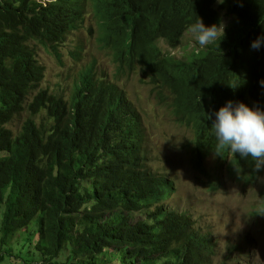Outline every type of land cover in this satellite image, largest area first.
Returning a JSON list of instances; mask_svg holds the SVG:
<instances>
[{
	"label": "trees",
	"instance_id": "obj_1",
	"mask_svg": "<svg viewBox=\"0 0 264 264\" xmlns=\"http://www.w3.org/2000/svg\"><path fill=\"white\" fill-rule=\"evenodd\" d=\"M47 1L53 3L46 8L0 1V264H191L186 226L161 203L169 185L141 170L140 123L119 140L111 133L131 122L98 90L76 94L71 104L36 94L44 79L36 51L55 53L58 38L83 24L68 22L63 6L85 0ZM90 1L105 31L102 46L121 57L148 53L165 68L171 111L196 133L198 145L215 149L212 126L228 101L238 104L247 92L264 101V50L252 55L247 44L252 30L264 35V0ZM221 12L232 21L210 53L163 57L160 40L175 48L191 24L201 19L210 27ZM23 110L29 118L14 134L6 126ZM254 165L236 157L228 167L249 183L259 173ZM262 210L264 203L254 214Z\"/></svg>",
	"mask_w": 264,
	"mask_h": 264
},
{
	"label": "clouds",
	"instance_id": "obj_2",
	"mask_svg": "<svg viewBox=\"0 0 264 264\" xmlns=\"http://www.w3.org/2000/svg\"><path fill=\"white\" fill-rule=\"evenodd\" d=\"M3 1L16 2L18 0ZM29 1L34 2L35 4L40 5L43 8H46L47 5L53 3V1L47 0ZM217 2L222 4L224 3V0H217ZM93 4L94 3L92 1L85 0L82 6L70 5L71 9L69 6H63V8L65 9L63 16L67 17L68 22L78 23V21L81 20L84 24L85 17L89 13V8L92 7ZM90 10L93 17L98 21V26L102 36L105 31L102 29L98 18L95 16L94 10ZM220 20L221 21L214 20L212 26L206 27L203 21L199 19L196 23L191 24L183 32L181 43L175 48L169 46L165 42V40H160L158 42V45L164 54L163 57L170 55L176 60L182 61L189 60L193 53L199 54L202 51L205 53H210L212 51L211 46L213 45V43L218 42L224 36H226V30L230 27V23L232 21L231 16L225 15L223 12H221L220 14ZM83 24L80 28L70 31L65 38H58L57 45H55L57 50L55 53L52 54L51 51H47L56 59L57 62H60V49L65 46L70 36L80 32L83 29ZM188 33L192 34L195 37V40L202 48L193 49L186 56L177 59L172 52L182 46L183 39ZM248 36V51H250L252 55L260 54L264 50V35L256 33L252 30V32L249 33ZM163 45L168 50L162 48ZM102 47L111 56L113 65L115 67V74L113 76L98 77L101 80H97L94 66H91L90 68L86 69L85 72L79 73L78 78L72 81V87H69L67 88V90H65L67 96L62 94L59 90H57L56 92H49V89L42 87L45 80V69L37 58L38 62L44 69V79L40 83L36 94L38 92H44L50 96L60 98L64 102L71 104L73 101V97L76 94L84 93L87 90H89L90 92L93 90H98L104 99L108 101L114 100L115 104L121 111L122 119L129 118L128 121L131 122L130 126L121 128L116 127V132L114 131L113 133H111L119 140L122 137V132L124 134H127L130 131L135 130V126L132 125V123H140L141 133L144 138L142 151H140V155L138 157V159L141 161V170L142 172H144L147 168L151 169L160 180H163L169 185L170 194L166 195L164 201H162L161 203L163 206H166L167 210L172 211L179 218H181L183 227L186 226L184 228V234H188V236L190 237L188 239L184 235L183 239L188 243L190 255L194 256L191 260V264H264V261L258 262L251 260L250 253L253 250V246L247 241L244 242L243 239L233 237V233L224 232L220 235H217L212 230H209L208 228L204 229L202 226L198 225L191 214L186 212H177L174 209L168 207V204L166 202H168L173 197V194L176 191L175 178L170 173L161 172L160 170L153 167L152 162L155 157L154 149H149L148 134L145 128V124L140 117V114L143 112V110H140L134 103L131 102L127 91L122 86L123 76H134L137 75V73H142V77H144V79H148V83L152 87L151 96L154 98L155 102L160 106L166 107L171 113L173 119L177 122V117L171 111L174 94H172L167 88L164 87V84L169 82L166 70L163 66L159 65L158 62L153 60L148 53L140 52L134 58L121 57L112 49L110 50L106 46ZM207 60L209 62V67L214 71H218L216 65L212 62V60ZM256 80L258 81V79ZM260 83L262 86H264V80H262ZM236 101L238 102V104H233L232 101H228L227 104L221 107L216 113V120L212 126L214 143L217 142V146L215 147V149H209L211 146L208 145H198L196 133H194L191 128H187L184 125H181L180 122H177V124H179L181 127L186 128L192 133V163L194 167L201 173L203 172L204 168L203 161L210 154H215L217 156V159L221 161L222 165L227 167L229 173L230 171L228 165L233 160V158L236 157H240L241 159H246L249 157L252 158V160L255 162V170L259 171L258 174H261V172L264 170V101H262L260 99V96H258L256 93L254 95H249V92H247L246 98H244L243 96L236 97ZM29 102L30 100L28 101V103ZM24 108H27L26 104L24 105ZM22 114H25L26 118L20 124L16 133H20L24 122L29 118L27 111L23 110V112L15 119L19 118ZM135 119L137 120L135 121ZM114 122H118V120L115 119L113 123ZM198 164L201 166H198ZM234 179L238 180L236 183L244 182L236 178ZM255 180H253L252 182H254ZM263 203L264 197L258 209L253 210L250 215L252 219L261 217L264 223V213L259 215L254 214V212H260ZM157 206L158 205H156L155 207ZM155 207L152 208V210L155 209ZM252 214L256 216H252ZM200 244L202 245V247H200Z\"/></svg>",
	"mask_w": 264,
	"mask_h": 264
},
{
	"label": "rangeland",
	"instance_id": "obj_3",
	"mask_svg": "<svg viewBox=\"0 0 264 264\" xmlns=\"http://www.w3.org/2000/svg\"><path fill=\"white\" fill-rule=\"evenodd\" d=\"M90 9L93 7L89 8L83 29L70 36L65 46L60 49V62L44 50L36 51V57L45 69L42 87L49 89V92L59 90L67 96L65 90L72 87V81L91 66H94L97 80H101L98 77H111L115 74L111 56L100 44L98 21ZM162 48L168 50L164 45ZM197 48L202 47L188 33L182 46L172 53L180 59ZM122 86L131 102L143 110L140 117L148 134L149 149H154L153 167L170 173L175 178L176 191L166 202L168 207L177 212L191 214L198 225L217 235L233 233V237L243 239L253 246L251 260L264 261V223L261 217L252 219L250 215L263 201L264 170L252 183H236L238 180L233 178L227 167L222 165L215 154H210L203 161L204 168L201 173L192 163V133L177 124L166 107L155 102L148 79H144L142 73L125 75L122 77ZM25 118L26 115L22 114L6 128L15 134ZM25 236L26 233H21L18 238ZM21 244L18 242L19 246ZM19 250L20 247L15 246V253ZM60 259L63 261L65 255ZM4 264L12 263L6 260ZM107 264L119 262L112 260Z\"/></svg>",
	"mask_w": 264,
	"mask_h": 264
},
{
	"label": "bare ground",
	"instance_id": "obj_4",
	"mask_svg": "<svg viewBox=\"0 0 264 264\" xmlns=\"http://www.w3.org/2000/svg\"><path fill=\"white\" fill-rule=\"evenodd\" d=\"M216 105V104H215ZM216 111V110H215ZM212 132V131H211Z\"/></svg>",
	"mask_w": 264,
	"mask_h": 264
}]
</instances>
